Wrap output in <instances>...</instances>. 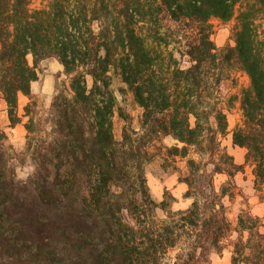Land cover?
<instances>
[{"label":"trees","instance_id":"1","mask_svg":"<svg viewBox=\"0 0 264 264\" xmlns=\"http://www.w3.org/2000/svg\"><path fill=\"white\" fill-rule=\"evenodd\" d=\"M36 2L0 0V97L17 123L19 94L31 99L39 62L56 59L70 78L57 122L66 159L50 175L49 151L34 147V173L17 180L0 132V264H209L226 246L231 264H264V219L248 209L228 217L244 165L222 145L231 132L246 150L264 201V0ZM237 6L235 45L218 49L210 20L231 19ZM233 62L250 85L229 131ZM114 78L142 109L140 130L125 127L121 141ZM157 142L164 162L186 159L185 171L173 167L186 209L150 193L144 162ZM215 174L228 176L219 189Z\"/></svg>","mask_w":264,"mask_h":264},{"label":"rangeland","instance_id":"2","mask_svg":"<svg viewBox=\"0 0 264 264\" xmlns=\"http://www.w3.org/2000/svg\"><path fill=\"white\" fill-rule=\"evenodd\" d=\"M37 0L36 4H39ZM227 20L222 21L216 18L210 20L211 39L218 49L225 46L235 45V29L237 25L236 14ZM258 22V21H257ZM259 23V22H258ZM32 63V57H29ZM232 74L236 80L234 87L226 95V103L229 107L227 111L228 130L232 131L241 121L240 98L243 90L249 87L250 80L245 71L235 62L231 63ZM38 85L31 99L24 98V103L18 101L16 108V117L20 120L12 124L7 111L0 108V132L7 136L4 142L5 159L8 165L14 168L16 179L25 181L35 170L34 158L39 154L37 147H40L41 153L49 151L47 156L50 161V175L56 174V165L62 166L65 163V155L62 150L63 131L57 122L64 124L62 119L63 100L71 97L69 89L70 78L64 72L55 59H44L37 66ZM91 80L89 79V85ZM125 87L121 81L114 78L111 89L116 97V105L113 116V133L116 141H121L124 128H133L140 130V116L142 109L134 101L133 95L128 91H121ZM58 106H54L56 103ZM28 105V109H26ZM120 112L122 114H120ZM123 115V116H122ZM30 142V145L28 144ZM176 141L172 137L162 139L161 144L172 146ZM160 143L152 146L150 149V159L144 162V171L146 174L147 185L154 199L161 201L168 192L175 201L172 203L173 210L186 209L191 200L185 199L184 193L187 185L179 181V174L174 170L176 165L185 171L186 159L177 157L164 162V150L159 148ZM222 145L226 147L237 164L244 165V168L235 174L234 181L239 190V195L232 203H229L228 217L233 222L241 210H250L254 215L264 219V201L260 199V194L254 186V175L250 165L245 164L246 150L233 145L231 132L222 138ZM36 147V148H34ZM63 153V154H62ZM61 154L60 158H58ZM228 179L226 174H215L214 183L217 189ZM264 231V227L262 228ZM173 256V254H171ZM232 247L226 246L220 251H212L209 255V264H231Z\"/></svg>","mask_w":264,"mask_h":264},{"label":"crops","instance_id":"3","mask_svg":"<svg viewBox=\"0 0 264 264\" xmlns=\"http://www.w3.org/2000/svg\"><path fill=\"white\" fill-rule=\"evenodd\" d=\"M56 60V59H55ZM57 61V60H56ZM58 62V61H57ZM59 63V62H58ZM60 64V63H59ZM61 65V64H60ZM62 66V65H61ZM37 84V81H34V82H32V85H31V91H32V93L33 92H35V88L38 86V85H36ZM25 97H27V96H25V95H23V94H19V96H18V101L21 103V102H23L24 103V98ZM0 108L2 109V110H4V112H6L7 111V104H6V102L2 99V97H0Z\"/></svg>","mask_w":264,"mask_h":264}]
</instances>
